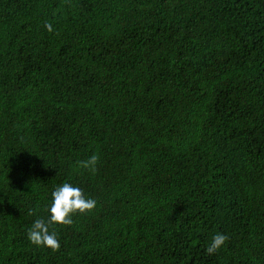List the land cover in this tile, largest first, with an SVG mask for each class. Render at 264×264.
<instances>
[{
    "label": "trees",
    "instance_id": "obj_1",
    "mask_svg": "<svg viewBox=\"0 0 264 264\" xmlns=\"http://www.w3.org/2000/svg\"><path fill=\"white\" fill-rule=\"evenodd\" d=\"M0 264H264V0H0Z\"/></svg>",
    "mask_w": 264,
    "mask_h": 264
},
{
    "label": "clouds",
    "instance_id": "obj_2",
    "mask_svg": "<svg viewBox=\"0 0 264 264\" xmlns=\"http://www.w3.org/2000/svg\"><path fill=\"white\" fill-rule=\"evenodd\" d=\"M44 27L47 31L52 32L51 23H45ZM99 157L93 154L87 160L79 162V166L83 169L95 173ZM52 203L47 209L49 218H37L28 230L29 241L39 247H47L52 251H58L60 243L57 238L56 231H50L53 225L70 226L73 223L72 217L79 213L84 214L92 211L96 202L93 199L86 198L83 190L75 187L70 183H63L55 188L51 193ZM33 210H29L28 215H33ZM229 240V236L223 233H217L213 236L211 243L206 248L208 255L217 252Z\"/></svg>",
    "mask_w": 264,
    "mask_h": 264
}]
</instances>
